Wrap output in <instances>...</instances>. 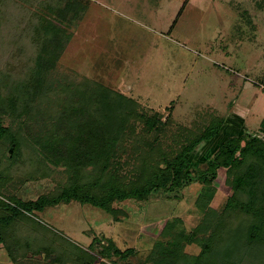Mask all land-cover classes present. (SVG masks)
Instances as JSON below:
<instances>
[{"label": "rangeland", "instance_id": "374dc122", "mask_svg": "<svg viewBox=\"0 0 264 264\" xmlns=\"http://www.w3.org/2000/svg\"><path fill=\"white\" fill-rule=\"evenodd\" d=\"M65 1L12 0L1 6V93L4 83L19 84L32 70L40 43L34 24L39 19H54L55 5ZM79 1L85 9L64 25L71 36L51 78L100 82L136 100L141 112L156 115L162 122L158 132L147 131L145 124L138 122L136 132L167 147H175L177 141L211 123L221 124L212 139L188 155L202 170L229 136L245 132L264 136V0ZM31 116L28 119L25 113L15 120L6 117L5 125L19 129L21 120L27 119L22 132L34 137L42 119L41 114ZM133 142V138L122 141L126 147L118 158L122 176H132ZM26 144L13 162L8 156H13L14 147L6 139L0 140V181L6 184L7 194L37 199L66 183L67 167L46 161L37 170L48 176L33 179L35 161L42 155L34 152L29 139ZM228 170L220 167L209 184L183 186L178 196L174 191H159L148 199L116 202L114 206L126 212L118 219L101 207L78 201L48 207L32 216L96 256L95 264H142L156 241L166 243L170 239L182 249L171 264H214L213 260L222 264L226 258L228 264H264V247L260 250L246 244L241 253L229 254L228 240L219 242L221 231L215 236L212 226L204 222L205 214L221 212L234 193V173ZM243 214L231 219L230 225L238 226ZM21 226L16 225V233L32 246L24 248L16 262L1 245L0 264L59 263L60 258L53 261L57 251L47 258L43 250L37 251L35 243L39 233L51 242L56 235L30 224ZM193 231L197 233L192 239L186 237ZM208 240L210 248L198 258ZM110 241L122 249L135 248L136 255L120 259L111 250V256L104 257L102 252ZM62 249L58 257L71 264L68 252L76 248L63 243ZM148 264L155 263L149 260Z\"/></svg>", "mask_w": 264, "mask_h": 264}, {"label": "trees", "instance_id": "16d2710c", "mask_svg": "<svg viewBox=\"0 0 264 264\" xmlns=\"http://www.w3.org/2000/svg\"><path fill=\"white\" fill-rule=\"evenodd\" d=\"M11 1L0 0V8L7 3L11 4ZM83 9L85 7L81 1L66 0L63 5H55L54 19H39L34 24L35 36L40 43L32 70L19 84L4 83V92H0V140L6 139L14 147L13 156H8V159L14 162L24 146H28L26 143L29 139L34 152L37 151L43 158L35 161L37 168L31 175L33 179L46 175L37 170L46 161L56 166H66L68 173L66 183L37 199H23L17 194H7L6 184L0 181V248L3 245L13 261L19 262L22 251L32 246V242L18 236L16 225L30 224L40 227L38 230L43 233L57 236L51 242L40 237L42 234L39 233L38 241H34L37 251L43 250L47 258H51L54 251L61 256L63 243H69L77 250L68 252L71 264H95L98 260L96 256L57 235L56 231L32 215L61 203L78 201L101 207L118 219L120 215H126V212L115 207L116 202L148 199L159 191H174L178 196L183 186L194 182H214L218 169L226 167L234 173V193L221 212L205 214L204 222L212 226L215 236L221 231L223 235L219 242L228 240L229 254L241 253L246 244L263 249L264 137L251 132L229 136L207 161L206 169L202 170L192 164L188 155L202 142L212 139L219 132L221 124L211 123L187 139L177 141L175 147H167L159 142L154 143L156 138L150 141L136 132L138 122L144 123L147 131L155 132L159 131V125L162 124L158 116H147L141 112L136 100L100 82H61L51 78V72L56 68L71 36L64 25L67 20L71 22L77 19ZM25 113L28 119L32 113L41 114L38 134L34 137H28L30 133L25 136L22 132L21 127L28 123L27 119L21 120L19 129L5 125L6 117L15 120ZM130 138L134 141V161L130 169L132 176H122L118 158L126 152L122 141ZM241 213H244L241 215L243 219L238 226H231V219ZM228 217L230 220L226 219ZM196 233L193 231L186 237L192 239ZM209 243L208 240L203 244L198 258L203 257L204 251H208ZM179 246L171 239L166 243L158 240L142 264H148L149 260L155 264L174 263L172 260L178 258L182 250ZM111 250L120 259L136 255L135 248L122 249L114 241H110L102 255L110 257ZM58 256L53 259L55 261L60 258L59 263L55 264H67ZM229 261V258L222 259V264H228ZM213 263L216 264V260ZM98 264L112 263L100 261Z\"/></svg>", "mask_w": 264, "mask_h": 264}, {"label": "water", "instance_id": "95a60500", "mask_svg": "<svg viewBox=\"0 0 264 264\" xmlns=\"http://www.w3.org/2000/svg\"><path fill=\"white\" fill-rule=\"evenodd\" d=\"M261 137H264V136H262V135H260ZM12 151V150H11Z\"/></svg>", "mask_w": 264, "mask_h": 264}, {"label": "built area", "instance_id": "2783aa9c", "mask_svg": "<svg viewBox=\"0 0 264 264\" xmlns=\"http://www.w3.org/2000/svg\"><path fill=\"white\" fill-rule=\"evenodd\" d=\"M263 87H264V85H263Z\"/></svg>", "mask_w": 264, "mask_h": 264}]
</instances>
